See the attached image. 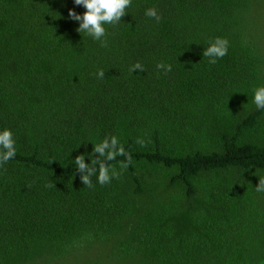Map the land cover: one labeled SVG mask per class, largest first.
<instances>
[{"label": "trees", "instance_id": "obj_1", "mask_svg": "<svg viewBox=\"0 0 264 264\" xmlns=\"http://www.w3.org/2000/svg\"><path fill=\"white\" fill-rule=\"evenodd\" d=\"M70 9L86 10L0 0V130L17 150L0 167V264H264V0H133L107 47ZM215 37L230 47L213 65ZM110 135L133 164L88 189L74 159Z\"/></svg>", "mask_w": 264, "mask_h": 264}, {"label": "clouds", "instance_id": "obj_2", "mask_svg": "<svg viewBox=\"0 0 264 264\" xmlns=\"http://www.w3.org/2000/svg\"><path fill=\"white\" fill-rule=\"evenodd\" d=\"M77 6H83L86 10L83 14H78L74 9H70L68 16L73 21H79V27L76 31L80 34H86L94 41L100 42L102 47L108 46L109 32L106 25L117 28L132 7L133 0H74ZM145 16L154 18L160 22L162 15L158 13L156 7H149L145 10ZM230 44L226 38L215 37L209 46L204 49L202 55L208 58L210 64H216L218 60L228 54ZM157 70H162L165 74L172 71V65L161 61L156 65ZM145 71V67L136 62L131 65L129 71L134 73L136 70ZM96 76L103 79L104 70L100 69ZM252 103L257 109L264 110V85L254 89ZM137 144L146 147L147 144L143 139H137ZM91 153L85 152L74 159L77 172L86 188L95 187L92 177L95 176L97 183L101 186L108 185L113 179L119 180L123 171L127 170L133 164V157L125 149L124 144L116 135L105 136L98 143L93 144ZM16 141L13 131L10 128L0 130V167H3L8 161L16 156ZM98 154V155H97ZM86 156L91 159V163H86ZM118 156L125 157L119 161V171L116 166L110 165L109 162L116 160ZM259 177V183L255 186L257 193H264V177ZM51 187V185H48Z\"/></svg>", "mask_w": 264, "mask_h": 264}, {"label": "rangeland", "instance_id": "obj_3", "mask_svg": "<svg viewBox=\"0 0 264 264\" xmlns=\"http://www.w3.org/2000/svg\"><path fill=\"white\" fill-rule=\"evenodd\" d=\"M74 260V259H73ZM80 261H73L71 264H79Z\"/></svg>", "mask_w": 264, "mask_h": 264}]
</instances>
